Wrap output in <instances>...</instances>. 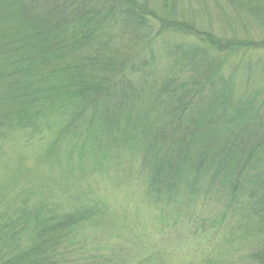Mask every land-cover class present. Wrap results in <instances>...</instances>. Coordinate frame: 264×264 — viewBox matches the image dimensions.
Returning a JSON list of instances; mask_svg holds the SVG:
<instances>
[{
  "label": "trees",
  "instance_id": "16d2710c",
  "mask_svg": "<svg viewBox=\"0 0 264 264\" xmlns=\"http://www.w3.org/2000/svg\"><path fill=\"white\" fill-rule=\"evenodd\" d=\"M149 1L0 0V126L14 122L23 130L38 129L42 119L60 110L62 117L67 116V125L58 136L73 129L84 147L102 131L108 133L110 149L143 138L146 153L141 167L152 173L151 192L157 197L171 199L183 193L187 176L194 178L195 186L210 160L220 166L217 175L224 180L226 176L227 194L234 201L246 192L243 183L262 147L255 131L264 127L263 92L257 91L256 100L233 99L228 92L234 87L237 69L224 79L223 74L202 71L197 64L194 78L180 80L184 65L193 63L183 44L167 45L169 55H177L179 63L160 80L152 64H133L139 57L130 54L140 39L136 34L144 31V40L152 32V22L165 24L149 13ZM163 1L169 9L170 0ZM226 1L236 14L253 18L264 32V0ZM168 27L172 34H179ZM170 40L178 41L172 35ZM261 42H235L234 49L247 51ZM217 43L230 50L231 42ZM220 84L224 97L216 93ZM150 90H158L149 93L153 111L135 114L137 100ZM215 103L225 113L207 119ZM81 129L88 133L86 138L81 139L85 135ZM260 180L263 185L253 195L261 193L254 213L264 223L263 174ZM51 211L44 204L30 208L25 201L14 213L1 212L0 264H59L57 259L65 256L59 252L61 246L70 250L75 229L93 216L87 210L62 217ZM253 259L264 264V248Z\"/></svg>",
  "mask_w": 264,
  "mask_h": 264
},
{
  "label": "rangeland",
  "instance_id": "374dc122",
  "mask_svg": "<svg viewBox=\"0 0 264 264\" xmlns=\"http://www.w3.org/2000/svg\"><path fill=\"white\" fill-rule=\"evenodd\" d=\"M169 4V9L163 0H150L146 5L149 13L165 24L157 19L152 22V32L146 29L149 37L144 40V31L136 34L140 39L130 54L139 57L133 64H152L160 80L179 63L177 55H169L167 45L183 44L189 48L193 63L184 65L180 80L194 78L197 64L202 71L223 74L224 79H230L237 69L234 87L228 92L233 99L247 101L257 91L264 95V32L253 18L236 14L226 0H170ZM176 23L192 28H180ZM168 26L179 34H172ZM170 35L178 41L170 40ZM248 40L262 42L247 51L234 49L235 42ZM217 41L223 45L231 42L230 50ZM220 87L216 93L224 97L225 89L222 84ZM157 91L150 90L145 98H139L134 113L149 115L154 109L149 93ZM215 104L209 107L212 112L207 119L225 113L219 103ZM60 112L48 114L38 129L23 130L14 122L0 126V214L7 210L14 213L28 201V207L44 204L60 217L81 210L93 216L75 229L70 250L61 246L59 252L65 256L57 263L256 264L253 254L264 248V223L254 213L261 193L253 197L263 185V126L255 131L262 147L253 159L243 183L246 192L241 196L230 200L226 176L225 180L218 176L220 166L207 160L200 181L194 186V178L187 176L183 193L169 199L152 193V173L141 167L146 153L143 138L110 149L108 133L102 131V135L92 137L95 142L88 140L84 147L73 129L58 136L67 125V116ZM89 116L90 112L86 118ZM81 133L85 134L81 139L88 135L84 129Z\"/></svg>",
  "mask_w": 264,
  "mask_h": 264
}]
</instances>
